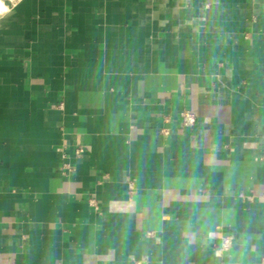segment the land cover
<instances>
[{
  "label": "crops",
  "instance_id": "1",
  "mask_svg": "<svg viewBox=\"0 0 264 264\" xmlns=\"http://www.w3.org/2000/svg\"><path fill=\"white\" fill-rule=\"evenodd\" d=\"M3 2L0 264H264V0Z\"/></svg>",
  "mask_w": 264,
  "mask_h": 264
},
{
  "label": "built area",
  "instance_id": "2",
  "mask_svg": "<svg viewBox=\"0 0 264 264\" xmlns=\"http://www.w3.org/2000/svg\"><path fill=\"white\" fill-rule=\"evenodd\" d=\"M181 124L185 127L191 126L195 123V115L189 109H182L180 112ZM164 133H167V129H162ZM261 159H264V151L261 156ZM231 244V236H223L219 244V248L224 250L228 248Z\"/></svg>",
  "mask_w": 264,
  "mask_h": 264
},
{
  "label": "clouds",
  "instance_id": "3",
  "mask_svg": "<svg viewBox=\"0 0 264 264\" xmlns=\"http://www.w3.org/2000/svg\"><path fill=\"white\" fill-rule=\"evenodd\" d=\"M6 10L9 9L5 6L3 0H0V16H3L5 13H7Z\"/></svg>",
  "mask_w": 264,
  "mask_h": 264
}]
</instances>
